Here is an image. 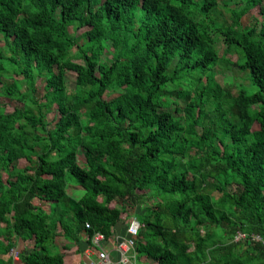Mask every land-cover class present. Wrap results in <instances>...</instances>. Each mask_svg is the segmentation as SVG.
Masks as SVG:
<instances>
[{
    "label": "trees",
    "instance_id": "16d2710c",
    "mask_svg": "<svg viewBox=\"0 0 264 264\" xmlns=\"http://www.w3.org/2000/svg\"><path fill=\"white\" fill-rule=\"evenodd\" d=\"M263 3L0 0V98L23 105L0 102V264L15 238L21 264H66L57 237L93 248L132 208L135 259L264 264ZM221 60L248 84L219 85Z\"/></svg>",
    "mask_w": 264,
    "mask_h": 264
},
{
    "label": "rangeland",
    "instance_id": "374dc122",
    "mask_svg": "<svg viewBox=\"0 0 264 264\" xmlns=\"http://www.w3.org/2000/svg\"><path fill=\"white\" fill-rule=\"evenodd\" d=\"M225 3L228 5H225ZM262 5L264 7V3ZM231 6H232V4H229V0H218V5L216 8L215 17L217 19H219L220 21L227 20L229 17V7H231ZM254 17L261 19V15L259 14V7H255L253 9H251L248 14L244 15L241 18L242 26L248 27V25L251 23V20ZM215 48H216V51H217V54L219 57L228 59L230 62L236 61V59H237L236 53L235 52H231L228 54L224 53V45L222 44L221 41H218L215 44ZM214 73H215V81L219 85H221L222 87L225 86L227 83H233L234 85L235 84H244V85L248 84L247 79L245 78L246 77L245 73L239 71L236 66H234L232 64H227L223 60H221L218 63V65L215 67ZM75 75L76 74L72 71H66L65 72V83H66V88L69 92H72V90L74 88ZM10 77H12L14 82L18 83L21 87L24 84L20 77H17V76H10ZM2 81H9V79L8 80L2 79ZM37 86L39 87L40 92H41L42 91L41 88L43 86V83L41 80H38ZM232 89H234V88H232ZM233 93H234V90H233ZM117 95L118 94L116 92L108 91L106 94H104V98L106 100H111L114 97H116ZM0 102H1V105L4 108L5 112H7V113H11L16 107L23 108L22 104H20L16 101L7 99V98L1 97ZM257 129H258V125L254 124L252 130L255 131ZM79 162H82V157L79 158ZM25 165H27V163L24 160H21L18 162L19 168H22ZM35 203H42V205L45 207L47 205L46 203L40 202L38 200H36ZM134 210H135V208L129 209V211H128L129 214L134 212ZM234 239H235V237H234ZM61 242H64L62 240V238L57 237L55 244L58 247V249H59ZM19 259H20V257H19Z\"/></svg>",
    "mask_w": 264,
    "mask_h": 264
},
{
    "label": "built area",
    "instance_id": "2783aa9c",
    "mask_svg": "<svg viewBox=\"0 0 264 264\" xmlns=\"http://www.w3.org/2000/svg\"><path fill=\"white\" fill-rule=\"evenodd\" d=\"M124 224H126V233L124 235L114 234L110 236L113 240L114 249L118 254L117 259L113 260L108 251L106 250L105 242L109 238H106L103 234L96 232L93 233L91 237V245L93 248H90L88 254L87 264H135L134 250L137 245V234L141 227L140 222L129 212L124 213L121 217ZM85 228L89 229L90 225L85 224ZM246 235L244 233L238 232L235 236V240L239 241L245 239ZM252 240L260 241L262 240L257 235H252ZM264 242V240H262ZM11 258L14 261H18L20 257L19 251L12 247L9 251Z\"/></svg>",
    "mask_w": 264,
    "mask_h": 264
},
{
    "label": "crops",
    "instance_id": "0c3cea01",
    "mask_svg": "<svg viewBox=\"0 0 264 264\" xmlns=\"http://www.w3.org/2000/svg\"><path fill=\"white\" fill-rule=\"evenodd\" d=\"M23 168V167H22ZM36 205H40V203H35ZM48 204L46 205V207ZM45 208V206H43ZM124 215V213L121 214V217ZM132 215V214H131ZM126 224H124L123 219L119 223H117L116 227L114 228V234H121L124 235L126 232ZM2 239V237H0ZM13 241V247H15L20 255L32 247V242H25L21 239H12ZM106 250L108 251V254L113 260L117 259L118 254L116 253L114 249L113 240L109 238L107 242H105ZM59 252L62 253L65 258L66 264H87L88 262V254L90 247L83 241L80 240L77 245L74 244H68L66 242H61L59 246ZM93 251V250H90ZM8 256L10 254L8 253ZM11 257V256H10ZM13 260V259H12ZM12 264H21L20 260L18 261H12ZM135 264H154V261L151 259L146 258L145 256H140L137 259H135Z\"/></svg>",
    "mask_w": 264,
    "mask_h": 264
}]
</instances>
